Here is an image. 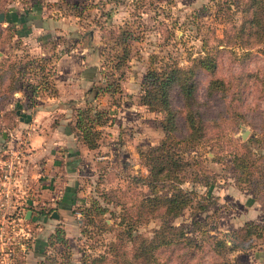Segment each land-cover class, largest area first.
<instances>
[{
	"label": "rangeland",
	"instance_id": "obj_1",
	"mask_svg": "<svg viewBox=\"0 0 264 264\" xmlns=\"http://www.w3.org/2000/svg\"><path fill=\"white\" fill-rule=\"evenodd\" d=\"M241 4L242 0H0V64L14 63L19 72L16 89L1 91L0 86V165L11 151H18L10 199L0 205V264H83L84 258L117 239L125 228L122 217L125 223L131 219L133 230L144 236L163 221L182 226L187 236L202 239L204 262L213 258L211 235L222 236L253 220L263 226L261 233H252L250 247L226 252L225 264H264V191L255 195L251 184H237L230 162L236 144L249 137L264 138V97L253 75L242 88V116L224 115L223 133L215 143L211 127L205 140L181 151L194 161L180 184L194 195L190 205L165 218L141 214L139 202L150 193L134 178L147 173L139 151L164 136L161 113L139 103L140 80L151 61L154 66L162 61L186 66L220 39L216 75L228 82L240 71L264 74V36L248 48L226 40L242 20ZM121 35L129 46L128 60L113 71L117 89L104 91L100 80L110 72L108 59L121 53ZM39 66L49 85L44 88L39 82L35 91L31 85L38 80ZM208 76L199 74L197 98L213 116L218 104L224 111L233 101L229 95L221 101L207 97ZM90 86L99 91H89ZM85 104L105 110L107 116L96 126L99 136L93 148L82 144L73 128L74 108ZM173 104L181 107L176 92ZM36 131L50 138L38 143L31 138ZM248 143L257 147L264 162V141ZM36 144L41 145L37 150ZM93 199L107 210L88 223L81 208ZM57 228L65 242L49 239ZM121 241L130 248L125 236ZM175 252H163V257H170L166 264H183Z\"/></svg>",
	"mask_w": 264,
	"mask_h": 264
},
{
	"label": "trees",
	"instance_id": "obj_2",
	"mask_svg": "<svg viewBox=\"0 0 264 264\" xmlns=\"http://www.w3.org/2000/svg\"><path fill=\"white\" fill-rule=\"evenodd\" d=\"M240 10L242 20L230 38H226V40L228 43L248 48L259 43L264 36V0H242ZM219 41L220 39H217L213 47L204 48V54L193 58L192 62L186 66L179 65L177 61H162L159 65L154 66L151 61L152 63L141 77L139 103L150 110H157L161 113L162 117L159 123L164 132L163 138L158 143L139 151L142 161L146 165L147 173L145 176H134V178L135 181L140 180L144 183L150 193L139 202V206L142 208L141 214L165 218L177 215L184 207L190 205L194 195L191 190L181 187L180 184L184 179L185 170L194 161L191 162L183 157L181 151L191 149L200 141L205 140L206 133L213 127L215 130L211 138L212 143H215L223 133L220 125L223 116H232L233 119L242 116L238 105L241 100L242 88L248 76L253 75L252 77H256L260 81L264 97V74L259 76L258 72L240 71L233 74L228 82L215 74L220 52L218 46L222 44ZM119 45L121 53L108 59L111 69L108 75L102 76V80H100L101 83H104L101 90L113 91L117 89L113 71L119 70L121 65L126 64L129 52L128 43L125 42L122 35ZM245 54L248 55L249 52ZM13 65L14 63H11L2 67L0 64L1 91L3 89L12 91L17 88L15 76L17 77L19 72ZM42 70L43 66H39V75H36L38 80L34 85H31V89L35 91L40 88L39 82H42L44 88L46 84L49 85L47 73ZM201 72L209 74L204 88L207 97L216 96L221 101L229 95V99L233 101V103L229 102L224 106V111L218 104L213 116H209L205 112L201 101L197 98L198 76ZM119 74L121 75V71ZM92 88L95 89V92L99 91L94 86H90L88 90L90 91ZM175 92L181 101V107H176L173 104ZM106 119V112L103 109L90 104L75 107L73 128L76 131L77 139L86 147H95L99 136L96 126L103 124ZM261 141H264V138L255 136L239 142L235 146L236 149L231 152L230 159L236 183L251 184L255 195L264 191V162L257 147L248 142L260 144ZM177 146L180 147V150L176 148ZM211 146L217 147L216 144ZM106 199L109 200V198ZM198 205L200 208H205L199 202ZM106 210L107 208L99 204L96 199L91 201L90 206L81 208L85 222L88 223L93 222L95 214ZM120 221L125 228H122L120 234H116L117 239L110 241L108 247L102 252L84 258L83 264H166V260L169 261L170 257L168 254L163 257V252L174 249H176V257L183 264H225L227 260L224 255L226 252L250 247L253 243L250 237L252 233H261L263 228L255 221L248 220L240 228L231 229L222 236L211 235L209 249L213 258L209 262H204L205 251L202 239H193L187 236L182 226L163 221L150 236H144L133 230L131 219L125 223L122 217ZM123 236L131 243L129 249L121 245ZM54 237L65 242L61 228H57L49 239ZM221 257L223 258L221 259Z\"/></svg>",
	"mask_w": 264,
	"mask_h": 264
},
{
	"label": "built area",
	"instance_id": "obj_3",
	"mask_svg": "<svg viewBox=\"0 0 264 264\" xmlns=\"http://www.w3.org/2000/svg\"><path fill=\"white\" fill-rule=\"evenodd\" d=\"M18 158V151H11L9 156L2 160L0 165V205H3L10 198V185L14 181L15 160Z\"/></svg>",
	"mask_w": 264,
	"mask_h": 264
},
{
	"label": "crops",
	"instance_id": "obj_4",
	"mask_svg": "<svg viewBox=\"0 0 264 264\" xmlns=\"http://www.w3.org/2000/svg\"><path fill=\"white\" fill-rule=\"evenodd\" d=\"M34 117V116H33ZM33 119H36V118H32V120ZM31 138L32 139H36L37 141H38V143H39V141H44L45 139H49L50 138V136H49V133L47 134V133H44V132H34V133H32L31 134ZM45 145H46V147H48L49 148V144L48 143H44ZM42 145V148H43V143L41 144ZM41 145L38 147L37 146V144L34 146V149H38V148H40L41 147ZM45 145H44V147H45ZM44 149V148H43Z\"/></svg>",
	"mask_w": 264,
	"mask_h": 264
},
{
	"label": "water",
	"instance_id": "obj_5",
	"mask_svg": "<svg viewBox=\"0 0 264 264\" xmlns=\"http://www.w3.org/2000/svg\"><path fill=\"white\" fill-rule=\"evenodd\" d=\"M2 17H3V12L0 11V20L2 19ZM242 136H243V133H242ZM28 215H29V210H27L25 216H28ZM51 215L54 216V217H56L57 216V212L55 210H52L51 211Z\"/></svg>",
	"mask_w": 264,
	"mask_h": 264
}]
</instances>
